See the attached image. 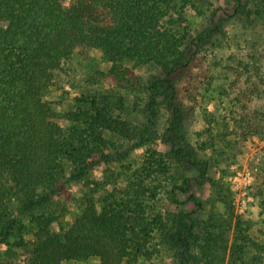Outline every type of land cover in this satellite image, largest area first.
<instances>
[{"label": "trees", "instance_id": "16d2710c", "mask_svg": "<svg viewBox=\"0 0 264 264\" xmlns=\"http://www.w3.org/2000/svg\"><path fill=\"white\" fill-rule=\"evenodd\" d=\"M233 1L239 15L252 3L248 15L261 22L264 32V0ZM194 2L212 5L211 0H74L69 6L66 0H0V251L14 254L13 247L20 248L24 264H65L92 257L101 264H145L158 249L156 244L150 248L155 238L166 243L164 216L153 203L159 186L152 180L153 173L165 174L164 161L155 171L144 168L125 189L85 196L74 221L60 232L51 226L61 216L42 212L33 217V238L26 240L17 234L13 206L19 199L27 210L50 199L65 178L67 162L76 167L70 179L94 170L93 157H107L99 152L105 136H137L135 147L149 136L150 126L136 131L114 116L109 96H75L74 107L64 112L45 100L52 88L72 82L76 57L87 49L102 51L114 73L124 59L161 67V77L151 82V104H156L161 86L166 87L174 120L165 140L180 161L190 156L177 146L185 113L176 103V79L195 61V54L187 56V51L199 39L189 34L186 14ZM229 61L235 77L223 94L246 110L264 92V40L247 42ZM193 88L188 84L182 90L190 100L195 99ZM194 229L187 215L175 219L171 238L190 251ZM206 245L200 250L210 257ZM220 248H212V259L219 258ZM0 264L16 263L0 257ZM227 264H264V242L254 240L239 217Z\"/></svg>", "mask_w": 264, "mask_h": 264}, {"label": "rangeland", "instance_id": "374dc122", "mask_svg": "<svg viewBox=\"0 0 264 264\" xmlns=\"http://www.w3.org/2000/svg\"><path fill=\"white\" fill-rule=\"evenodd\" d=\"M73 1L66 0V5ZM211 2L209 7L194 2L186 8L188 32L199 40L196 46L190 44L187 51V56L195 54L191 70H185L176 79V103L185 113L177 133V146L184 147L190 156L180 161L171 153V143L165 140L174 120L166 87L161 86L156 104H151V82L161 77V67L139 66L124 59L114 73L102 51L87 49L76 57L72 82L52 88L45 100L64 112L74 107L75 96L86 93L109 96L113 115L125 119L136 131L150 126L149 136L143 145L135 147L139 137L111 133L105 136V144L101 146L104 150L99 151H104L107 157L100 159V154L95 155L94 170L70 179L76 167L67 162L65 178L50 199L27 210L16 199L13 214L18 220L17 234L32 239L33 217L48 211L61 216L51 226L53 231L60 232L74 221L85 196L125 189L128 180L136 181L144 168L151 166L155 171L160 167L158 162L164 161L165 174L158 177L153 173L152 180L153 186H159L153 203L164 216L166 243L155 238L156 243L152 242L150 248L156 244L158 249L144 260L145 264H227L238 217L254 240L264 242V92L246 110L223 94L235 77L228 59L247 42L257 44L264 40V32L261 22L248 15L252 3L239 15L234 12L233 0ZM239 61L243 62L236 60ZM188 84L194 86V100L182 93ZM182 215H187L195 225L190 238L193 246L187 252L171 238L175 229L170 233L174 220ZM14 241L12 238L10 243ZM201 245L207 246L210 257L203 255ZM218 246L219 258L212 259L211 250ZM13 251L14 254L1 249V259L24 264L22 250L13 247ZM65 264H101V261L92 257Z\"/></svg>", "mask_w": 264, "mask_h": 264}]
</instances>
